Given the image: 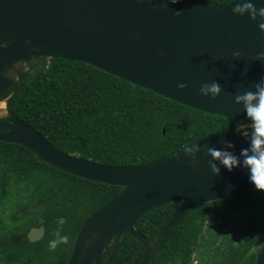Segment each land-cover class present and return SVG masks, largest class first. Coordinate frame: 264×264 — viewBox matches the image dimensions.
<instances>
[{
	"label": "water",
	"instance_id": "water-1",
	"mask_svg": "<svg viewBox=\"0 0 264 264\" xmlns=\"http://www.w3.org/2000/svg\"><path fill=\"white\" fill-rule=\"evenodd\" d=\"M246 3L257 10L264 7V0H0V102L5 111L0 142L22 145L70 175L121 187L83 222L66 264H100L103 254V264H112L124 234L141 243L132 264H152L193 208L255 189L242 151L251 148L254 122L236 97L255 92L257 83L264 87V17L234 11ZM39 58L86 63L222 117L227 125L143 165L110 166L63 153L7 109L19 83L1 99L25 72L23 66L29 68ZM212 83L220 89L215 97L202 95L201 87ZM210 148L233 154L238 164L227 170L210 155ZM171 203L179 204L149 244L135 229L136 222ZM44 234V226L31 227L26 237L37 242ZM19 239L15 235L10 242ZM255 264H264V241Z\"/></svg>",
	"mask_w": 264,
	"mask_h": 264
},
{
	"label": "trees",
	"instance_id": "trees-1",
	"mask_svg": "<svg viewBox=\"0 0 264 264\" xmlns=\"http://www.w3.org/2000/svg\"><path fill=\"white\" fill-rule=\"evenodd\" d=\"M30 64L1 99L19 83L7 109L66 154L110 166L143 165L227 125L222 117L193 110L86 63L39 58ZM120 190L60 171L22 145L0 142V264H66L83 222ZM178 204L148 212L135 229L152 244ZM205 224L208 237L203 234ZM229 224L232 233H221ZM39 226L45 228L43 238L30 242L27 232ZM57 232L68 241L53 249L49 241L57 239ZM14 235L21 236L16 244L10 242ZM255 239L259 247L251 252ZM263 241L264 192L252 189L193 208L152 264H192V254L205 244L209 264H255ZM140 247L124 234L112 264H132Z\"/></svg>",
	"mask_w": 264,
	"mask_h": 264
},
{
	"label": "clouds",
	"instance_id": "clouds-1",
	"mask_svg": "<svg viewBox=\"0 0 264 264\" xmlns=\"http://www.w3.org/2000/svg\"><path fill=\"white\" fill-rule=\"evenodd\" d=\"M246 10L251 12L253 18L256 15L264 17V7L257 10L251 3H246L243 8H238L234 11L243 14ZM260 27L264 28V23ZM179 87L184 88L186 85L180 84ZM219 90V86L216 83H212L211 85L205 84L200 89L202 95L211 94L213 97H215ZM236 99L243 102L247 115L254 122V135L251 148L250 150H242L244 155L243 164L249 171V180L255 186V190L264 192V87H261L260 83H257L255 92H246L243 95L237 96ZM209 153L229 171L238 164L237 157L227 151L210 148ZM210 166L214 172L219 171L215 164H210ZM56 236L57 239L49 241V246L53 249L57 244L67 243L68 241L67 235H60L57 232Z\"/></svg>",
	"mask_w": 264,
	"mask_h": 264
},
{
	"label": "rangeland",
	"instance_id": "rangeland-1",
	"mask_svg": "<svg viewBox=\"0 0 264 264\" xmlns=\"http://www.w3.org/2000/svg\"><path fill=\"white\" fill-rule=\"evenodd\" d=\"M30 65L29 64V68H30ZM24 67V71L26 72L29 68L26 67V66H23ZM28 68V69H27ZM241 129H245V126H243ZM7 225L10 226V223L8 224L7 222ZM231 227V224H229V226L227 227V229H225L226 231H229L231 230L232 228ZM206 228V224H205V227L204 229ZM206 231V230H205ZM203 234L205 235V237H208L206 236L205 232H203ZM15 236V235H14ZM21 239L18 240V242L20 241ZM210 243V241L208 242ZM259 247V240L258 239H255L253 242H252V247H251V252L253 251H256L257 248ZM209 250L207 249V244H205L203 247H200L198 249L197 252L193 253L192 256H191V263L192 264H209L208 261H209Z\"/></svg>",
	"mask_w": 264,
	"mask_h": 264
},
{
	"label": "bare ground",
	"instance_id": "bare-ground-1",
	"mask_svg": "<svg viewBox=\"0 0 264 264\" xmlns=\"http://www.w3.org/2000/svg\"><path fill=\"white\" fill-rule=\"evenodd\" d=\"M5 115V111H4V103L0 102V117ZM248 127H252L251 124H248ZM247 134V133H245Z\"/></svg>",
	"mask_w": 264,
	"mask_h": 264
},
{
	"label": "flooded vegetation",
	"instance_id": "flooded-vegetation-1",
	"mask_svg": "<svg viewBox=\"0 0 264 264\" xmlns=\"http://www.w3.org/2000/svg\"><path fill=\"white\" fill-rule=\"evenodd\" d=\"M11 92H12V91H11ZM177 206H178V205H177ZM175 209H176V208H175ZM206 224H207V223H206ZM205 230H206V228L203 230V232H205V233H206V231H205ZM228 232H229V233H232V231H231V230H229V231H226L225 229H222V232H221V233H228ZM210 233H218V231H213V232L211 231ZM103 256H104V260H105V254H103V255H102V257H103ZM102 257H101V258H102ZM103 262H104V261H103ZM100 264H101V260H100Z\"/></svg>",
	"mask_w": 264,
	"mask_h": 264
}]
</instances>
